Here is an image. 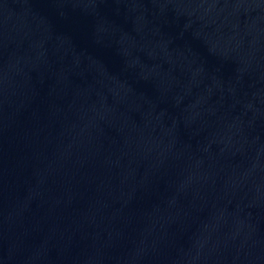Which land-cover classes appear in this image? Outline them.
<instances>
[{
  "label": "water",
  "instance_id": "95a60500",
  "mask_svg": "<svg viewBox=\"0 0 264 264\" xmlns=\"http://www.w3.org/2000/svg\"><path fill=\"white\" fill-rule=\"evenodd\" d=\"M0 264H264V0H0Z\"/></svg>",
  "mask_w": 264,
  "mask_h": 264
}]
</instances>
